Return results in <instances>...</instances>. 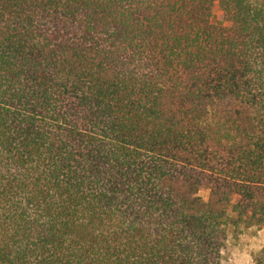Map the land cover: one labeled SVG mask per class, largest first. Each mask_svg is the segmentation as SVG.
Listing matches in <instances>:
<instances>
[{
	"label": "trees",
	"instance_id": "trees-1",
	"mask_svg": "<svg viewBox=\"0 0 264 264\" xmlns=\"http://www.w3.org/2000/svg\"><path fill=\"white\" fill-rule=\"evenodd\" d=\"M255 226L264 0H0V264H223Z\"/></svg>",
	"mask_w": 264,
	"mask_h": 264
},
{
	"label": "rangeland",
	"instance_id": "rangeland-1",
	"mask_svg": "<svg viewBox=\"0 0 264 264\" xmlns=\"http://www.w3.org/2000/svg\"><path fill=\"white\" fill-rule=\"evenodd\" d=\"M212 22L218 25L226 24L222 11L214 7ZM208 192H201L207 197ZM264 246V229L245 227L241 233L233 235L225 252L223 264H255V255Z\"/></svg>",
	"mask_w": 264,
	"mask_h": 264
}]
</instances>
